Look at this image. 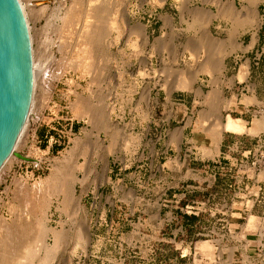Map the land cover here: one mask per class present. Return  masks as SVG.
Instances as JSON below:
<instances>
[{
	"label": "rangeland",
	"instance_id": "1",
	"mask_svg": "<svg viewBox=\"0 0 264 264\" xmlns=\"http://www.w3.org/2000/svg\"><path fill=\"white\" fill-rule=\"evenodd\" d=\"M20 1L37 83L16 150L32 160L15 155L0 171V264H24V245L32 248L44 225L65 234L49 264H264V130H223L221 156L212 159L228 114L243 115L248 126L264 118V0L259 26L242 28L246 45L226 60L218 113L216 76L201 66L207 57L224 61L206 52L231 21L217 16L210 29L192 16L212 17L219 7L189 9L187 0H178L182 11L172 0H74V7L73 0ZM236 1L239 9L246 5ZM98 23L103 43L92 54L83 31ZM202 28L198 44L187 46ZM224 42L212 43L220 50ZM184 80L188 88L180 86ZM61 180L72 197L67 211ZM77 235H88L89 245L72 252ZM38 253L30 264H41L45 249Z\"/></svg>",
	"mask_w": 264,
	"mask_h": 264
},
{
	"label": "water",
	"instance_id": "2",
	"mask_svg": "<svg viewBox=\"0 0 264 264\" xmlns=\"http://www.w3.org/2000/svg\"><path fill=\"white\" fill-rule=\"evenodd\" d=\"M33 48L20 0H0V169L16 151L34 95Z\"/></svg>",
	"mask_w": 264,
	"mask_h": 264
},
{
	"label": "bare ground",
	"instance_id": "3",
	"mask_svg": "<svg viewBox=\"0 0 264 264\" xmlns=\"http://www.w3.org/2000/svg\"><path fill=\"white\" fill-rule=\"evenodd\" d=\"M79 1V0H78ZM82 1V0H81ZM90 1V0H89ZM100 1V0H99ZM161 1H163V0H160V2ZM253 0H251V2H252ZM256 1V0H255ZM261 1V0H260ZM21 2V1H20ZM74 2V0L72 1V3ZM96 2V1H95ZM98 2V1H97ZM110 2V1H109ZM205 2H211V3H213V4H215V5H217V7H219L220 9H218L219 11L218 12H220L219 14L217 13H214L215 15L214 16H212V17H207V15L204 13V15L203 14H200L199 13V11H196L197 12V14L196 13H193V14H195V15H193L192 16V18H193V21L192 22H195V23H197V24H200V25H203V27L205 26V28H206V26L208 25L209 26V24L211 23V21H212V19L213 18H215V17H217V16H223V17H227V18H229V20L231 19V20H233L234 22H235V24H236V26L231 30V32L232 33H230L231 35H238L237 34V32H238V28H237V26L239 27V26H245V25H253V24H260L259 23V19H258V12H257V6L256 5H254V4H256V2H252L253 3V5L252 6H249V7H246V6H244V8H243V10H241V9H239V8H237L236 7V5H235V3L233 2V0L232 1H224V0H205ZM79 3H80V1H79ZM100 3V2H99ZM98 3V4H99ZM93 4V3H92ZM97 4V3H96ZM95 4V5H96ZM102 4V3H101ZM108 4V3H107ZM22 5V4H21ZM71 5V4H70ZM75 5H76V3H75ZM78 5V4H77ZM83 5V4H82ZM105 5V4H104ZM90 6V5H89ZM99 6V5H98ZM103 6V5H102ZM23 7V6H22ZM72 7V6H71ZM73 7H74V3H73ZM78 7H79V5H78ZM108 7V6H107ZM110 7V6H109ZM24 8V7H23ZM72 9V8H71ZM24 10V9H23ZM73 10V9H72ZM71 10V11H72ZM82 10V9H81ZM88 10V9H87ZM88 11H90V10H88ZM104 11V10H103ZM105 11H106V9H105ZM104 11V12H105ZM108 11V10H107ZM212 11V10H211ZM96 14L97 13H99L97 10H95L94 11ZM24 13H25V10H24ZM70 14H73V13H71V12H69ZM76 13V12H75ZM78 13H80V12H78ZM90 13V12H89ZM208 13V12H207ZM55 14V13H54ZM96 14H94L95 16H97V17H99L98 16V14L96 15ZM101 14H102V12H101ZM100 14V15H101ZM106 14V13H105ZM66 15H67V13H66ZM76 15V14H75ZM79 15V14H78ZM206 15V16H205ZM61 17V16H60ZM63 17V16H62ZM66 17H68L69 18V15H67ZM71 17V16H70ZM94 17V16H93ZM76 18V17H75ZM87 18V17H86ZM100 18V17H99ZM101 18H103L102 16H101ZM100 18V19H101ZM104 18H105V16H104ZM63 19V18H62ZM67 19V18H66ZM70 19V18H69ZM90 19V18H89ZM110 19V18H109ZM64 21H66L65 20V18L63 19ZM91 20V19H90ZM94 21H95V19H93ZM70 21H72V20H70ZM76 21V20H75ZM105 21V20H104ZM103 21V22H104ZM110 21V20H109ZM67 22V21H66ZM93 22V21H92ZM91 21H90V23H92ZM99 22V21H98ZM64 23V22H63ZM70 23V22H69ZM87 23H88V21H87ZM170 23V22H169ZM194 23V24H195ZM68 24V23H67ZM82 24V23H81ZM90 25H91V28H90ZM89 25V27H87V28H85L84 29V31H87V32H84L83 31V35H85V34H87L86 35V38H85V36H84V38H85V40L83 41V42H85V46H86V50H90L91 52H92V54H93V51L96 49H98L99 48V44H101V38H102V35H100L101 33L100 32H102V31H100V30H102V29H98V28H101V26H99V23H98V25L97 26H99V27H96V25H92V24H90ZM193 25V24H192ZM219 25V24H218ZM234 25V24H233ZM255 25V26H256ZM87 26V25H86ZM112 26V25H111ZM141 27H142V25H141ZM62 28V27H61ZM143 28V27H142ZM70 29V28H69ZM131 29V28H130ZM202 29H204V28H202ZM143 30V29H142ZM199 30V29H198ZM100 31V32H99ZM141 31V30H140ZM205 31H206V29H205ZM142 32V31H141ZM144 33V32H143ZM207 33V32H206ZM136 34H137V32H136ZM139 34H140V32H139ZM143 35V34H142ZM70 37V36H69ZM73 37V36H72ZM203 37V36H202ZM84 38H82V39H84ZM107 39V38H106ZM233 39V38H232ZM235 39V38H234ZM233 39V40H234ZM87 40V41H86ZM104 40V39H103ZM210 41V40H209ZM109 42V41H108ZM202 42V41H201ZM204 42V41H203ZM213 42V41H212ZM211 42V43H212ZM224 42V41H223ZM254 42V41H253ZM103 43V42H102ZM210 43V42H209ZM215 43V42H214ZM216 43H218V42H216ZM222 43V42H221ZM84 44V43H83ZM105 44V43H104ZM203 44V43H202ZM204 45V44H203ZM215 45V44H214ZM166 46H168L167 44H166ZM216 46H218V45H216ZM105 47V46H104ZM104 47H102V48H104ZM221 47H222V45H221ZM224 47V46H223ZM222 47V50L224 49ZM231 47V46H230ZM101 48V49H102ZM204 48V47H203ZM234 47H232V50H234L233 49ZM100 49V50H101ZM231 49V48H230ZM104 50V49H103ZM219 50V49H218ZM225 50V49H224ZM89 51V52H90ZM99 51V50H98ZM102 51V50H101ZM200 51V50H199ZM220 51H221V49H220ZM89 52H88V54H89ZM90 52V53H91ZM105 51H103V53H104ZM196 52V51H195ZM224 52V51H223ZM232 52V51H231ZM83 53V52H82ZM222 52H220V54H221ZM229 53V52H228ZM98 54V53H97ZM90 55V54H89ZM217 55H219V53H217ZM225 55H226V53L224 54V55H220V56H216V55H214V57L216 56L218 59H219V57H220V59H225ZM88 56V55H87ZM200 56H202V55H200ZM196 57V56H195ZM215 57V58H216ZM199 58V57H198ZM210 58L211 57H207V59L205 58V61H204V63H203V65L201 66L202 67V69H203V71H209L210 72V74L211 75H213V74H217L218 73V75H219V73H221L222 74V71H223V68H224V61L222 60V61H219L218 59H216V60H218L219 61V63L216 65L214 62H212V61H210ZM89 59V58H88ZM93 59V58H92ZM100 59V58H99ZM202 59V58H201ZM87 60V59H86ZM33 63H34V76H35V82H34V90H35V86H36V81H37V66H36V63H35V60H34V57H33ZM95 61V60H94ZM89 62V61H88ZM217 62V61H216ZM91 64V63H90ZM92 65V64H91ZM90 65V66H91ZM89 66V67H90ZM95 67V66H94ZM83 68H85V67H83ZM97 70V69H96ZM171 70V69H170ZM208 72V73H209ZM213 73V74H212ZM182 74V73H181ZM220 74V75H221ZM218 75H216V76H218ZM214 77V76H213ZM221 79V77L219 76V79L217 78V77H215V87H214V89H213V93L215 94V99H214V102H213V104H214V106H216V107H218L219 106V108H217V110L216 109H213V110H215V111H217L216 113H218L219 112V110H220V102L219 101H215V100H219V96H220V94H221V82L219 83V80ZM95 80V79H94ZM189 80V81H188ZM188 80H186V81H188V82H191L190 81V79H188ZM186 81L184 80V82L180 85L181 87H183L182 85L184 84V85H186ZM187 82V84H189ZM180 83V82H179ZM178 83V84H179ZM177 84V85H178ZM98 85V84H97ZM176 85V86H177ZM178 87V86H177ZM185 87V86H184ZM183 87V88H184ZM187 87V86H186ZM185 87V88H186ZM189 87V86H188ZM187 87V88H188ZM33 97H34V95H33ZM33 100H34V98H33ZM83 102V101H82ZM88 102V101H87ZM94 103V102H93ZM32 105H33V101H32ZM32 105H31V109H30V113H29V116H28V119H27V122H26V124H25V126H24V129H23V131H22V134H21V136H20V138H19V140L21 139V137H22V135H23V133H24V131H25V129L27 128V125H28V121L30 120V118H31V110H32ZM106 105V104H105ZM75 106V105H74ZM83 106V105H82ZM90 106V105H89ZM89 109V108H88ZM87 110V109H86ZM96 111V110H95ZM82 114V113H81ZM101 116V115H100ZM93 118H95V117H93ZM223 125H222V127H220L219 128V130L220 131H216L217 132V134L215 135V137H214V139H215V141L217 142V150L216 151H218L219 152V147H220V143H221V139H222V131L223 130H225V129H229V130H236V131H244L245 129H246V126H245V123H244V121H242L241 119H236V118H234V117H232L231 115L230 116H228L227 117V119H226V122H224V123H222ZM107 128V127H106ZM250 130V129H249ZM255 129L253 128V129H251L250 131L251 132H253ZM214 134V133H213ZM19 142L20 141H18V143H17V145H16V149H17V146H18V144H19ZM215 142V143H216ZM216 145V144H215ZM216 147V146H215ZM17 151V150H16ZM206 151V150H205ZM208 152H210L209 150H207ZM206 151V152H207ZM86 154V153H85ZM210 154H211V152H210ZM13 156H15V154H12L10 157H9V159H11ZM28 157V156H27ZM9 159L6 161V163L9 161ZM30 160H32V158H30ZM5 163V164H6ZM4 164V165H5ZM4 165H3V167H4ZM2 167V168H3ZM2 168L0 169V171L2 170ZM65 175V174H64ZM62 177H65V176H63V175H61ZM60 177V176H59ZM56 178V177H55ZM67 178V177H66ZM65 178V179H66ZM57 179H58V177H57ZM57 179H55L56 180V182L58 181ZM61 178H59V180H60ZM62 180H64V179H62ZM61 180V182L59 181V183H62L63 181ZM68 180V179H67ZM67 180H64V181H66V185L67 186H69V184H71L70 182L68 183L67 182ZM76 181V180H75ZM16 182V181H15ZM53 182H55L54 180H53ZM58 183V184H59ZM16 184V183H15ZM53 186H54V183H53ZM62 187H63V189H64V187L66 188V190L64 189H62V187L59 189V190H61L62 189V191H60V194L62 195V201H60V204L62 205V208L65 210V211H67V209L68 208H70L71 207V199H72V197H70V193H69V191H70V189L67 187V186H65V183L63 184L62 183V185H61ZM60 187V186H59ZM53 188V187H52ZM56 188V187H55ZM68 189V190H67ZM54 190H56V189H54ZM54 190H53V193L55 194V192H54ZM50 193V192H49ZM52 193V194H53ZM54 194H53V197H54ZM49 195V194H48ZM59 195V194H58ZM52 197V198H53ZM54 200V199H53ZM53 200H50L51 202H47V203H50L48 206H49V208L51 207V205H52V203H53ZM48 208V207H47ZM48 208V209H49ZM70 217V216H69ZM253 218H255V217H252L251 218V221L253 222ZM65 222V221H64ZM251 222V223H252ZM63 223V222H62ZM45 224V223H44ZM63 230H58L57 228H55V229H53V228H49L47 225H44V227L41 229V231H40V233H39V235H37V237H36V241H35V243H34V246L32 247V248H29L28 246V244L27 245H24V246H27V248H26V255H25V257L24 258H26V260L29 262V263H26L25 261H22V263L23 262H25L24 264H30V261H32L33 259H34V257H36L35 255H37V254H39L38 252H40V249L41 248H43V249H45V256L44 255H42V257L43 258H41V264H49V263H51V261H53V259L55 258V254H56V252H57V249H60L59 247H61V244L65 241L64 239H65V234H64V232H62ZM3 233V232H2ZM16 233V232H15ZM17 234V233H16ZM16 234H15V236H16ZM23 234V233H22ZM18 236H19V234H18ZM53 237V243H49V238L50 237ZM1 237V236H0ZM14 237V236H13ZM26 237V236H25ZM7 238V237H6ZM18 238V237H17ZM23 238V237H22ZM16 239V238H15ZM20 239V238H19ZM12 240V239H11ZM7 241V240H6ZM17 241V240H16ZM26 241V240H25ZM20 242V241H19ZM18 242V244H21L22 242H20L19 243ZM1 243V242H0ZM14 243V242H13ZM25 243V242H24ZM16 244V243H15ZM14 244V245H15ZM26 244V243H25ZM30 244V243H29ZM10 245V244H9ZM17 245V244H16ZM88 245H89V237H88V235H86V236H81V235H77V238H76V241H75V248L73 247V251L72 252H75V251H77V248L78 247H83L84 249H87V247H88ZM10 246H12V245H10ZM9 246V247H10ZM7 247V246H6ZM8 247V248H9ZM18 247V246H17ZM22 248H24V247H22ZM5 249V248H4ZM13 249H14V247H13ZM20 248H18L17 250H19ZM6 250V249H5ZM11 251V250H10ZM5 252V251H4ZM8 252H9V250H8ZM12 253H13V251H11ZM22 252V251H21ZM1 253V252H0ZM5 254V253H4ZM8 254V253H7ZM7 254H5V258H6V255ZM17 255L19 254V251H17V253H16ZM16 254H14V257L15 258H13V257H9V255H7L8 257H9V259L8 260H10V259H12V260H10V261H13V259H15L14 261H17L18 262V260L19 259H21V257H19V259L17 260V258H18V256L16 255ZM17 256V258H16V256ZM20 255V254H19ZM1 256V255H0ZM13 256V255H12ZM24 256V255H23ZM22 256V257H23ZM40 256V255H39ZM4 258V257H3ZM2 258V259H3ZM39 259V258H38ZM4 260V259H3ZM3 260H2V262H3ZM22 260V259H21ZM20 260V261H21ZM24 260V259H23ZM39 261V260H38ZM6 262H7V260H6ZM6 262L4 263L3 262V264H6ZM9 262V261H8ZM10 263V262H9ZM19 263H21V262H19ZM40 263V262H39ZM2 264V263H1ZM17 264V263H16ZM32 264H34V263H32Z\"/></svg>",
	"mask_w": 264,
	"mask_h": 264
},
{
	"label": "crops",
	"instance_id": "4",
	"mask_svg": "<svg viewBox=\"0 0 264 264\" xmlns=\"http://www.w3.org/2000/svg\"><path fill=\"white\" fill-rule=\"evenodd\" d=\"M169 0H166L165 1V3L164 4H166L167 2H168ZM224 1H227V0H224ZM229 1V0H228ZM230 1H232V0H230ZM233 2L235 3V2H237L236 0H233ZM252 2H256V4H254V5H256L257 6V12H258V19L260 18V15H261V11H260V5H259V2H260V0H253ZM251 2V0H245V6L246 7H249V6H252L253 5V3ZM172 3L180 10V11H182L181 9H184L186 6H185V4H184V7H182V5H183V2H181V1H178V0H172ZM186 3L188 4L187 5V7L190 9V7L191 8H196V7H206V8H211V9H218V7H217V5H215V4H213V3H211V2H205V0H187L186 1ZM235 5H236V3H235ZM215 6V7H214ZM236 7L238 8V6L236 5ZM241 10H243V9H241ZM221 17H223V16H221ZM227 18V17H226ZM214 20H215V18H213V20H212V22H211V24H210V29H211V25H212V23H214ZM230 21H231V28H230V30L228 31V33H227V35H224L223 37H220V39H216L215 37V39L213 40V42H218V41H225L224 42V44H223V48L225 49H221V51L220 50H218V48L216 47V45H214L213 43H209L208 44V46H209V48L207 49V55H211L213 58H215L216 56L218 57V56H220V55H224L225 54V52H228V51H230V50H232V46L230 45V42H231V39L233 38V37H235V36H233V35H230V33H232L231 32V30L236 26V24H235V22L233 21V20H231L230 19ZM259 23H260V20H259ZM234 24V25H233ZM256 24H253V25H245V26H255ZM196 26H200V25H197L196 24ZM245 26H237V28H238V32H237V34L238 35H236V39H235V44H236V46H235V49L232 51V52H230V53H228V54H226L225 55V59H224V68H223V71H222V74L221 73H219V75H218V73L217 74H215V76L216 75H218V76H216L217 78L220 76L221 77V79H222V76H223V74H224V72H225V67H226V60L230 57V56H232L235 52H237V51H239V50H241V48L240 47H242V46H244V45H246L245 44V41L244 40H242L241 38H239L240 36H239V34L241 33V30H242V28L243 27H245ZM259 26V24H257L256 25V27H258ZM201 27V26H200ZM202 31H199V33L194 37V38H192L191 40H190V42L187 44V46H192L193 44L194 45H196V44H198V39L201 37L200 35H202L203 34V29H201ZM239 36V37H238ZM258 36L260 37V33L258 34ZM213 39V38H212ZM255 40H258V39H256V38H254L253 39V41H255ZM252 40L250 41V44H248V46H251L252 45V43H254ZM231 46V47H230ZM188 48V47H187ZM231 48V49H230ZM190 50V49H189ZM250 50V49H249ZM224 51V52H223ZM190 52H191V50H190ZM220 52H222L221 54H220ZM217 53H219V55H217ZM214 55H216L215 57H214ZM221 74V75H220ZM240 74V71L237 73V74H235V78H237V79H239V77H238V75ZM209 76H210V79H211V75L209 74ZM240 80V79H239ZM246 110L247 109H245L243 112H242V114L243 113H246ZM228 115H231V114H228ZM227 115V116H228ZM232 116V115H231ZM232 117H234V116H232ZM234 118H236V119H241L242 121H244V123H245V126H246V129H255L254 130V132H250V131H248V130H244V131H236V130H229V129H226V131L225 132H234V133H239V134H242V133H249V134H257V133H259L260 131H262V130H264V118L262 117V118H256V119H254L253 120V122H252V125H250V126H248V121L245 119V117L242 115V116H237V117H234ZM226 120V119H225ZM73 128V127H72ZM57 145V144H56ZM224 146V139L222 140V142L220 143V147H219V154H217L216 153V155L214 156V157H212V159H216V157H220L221 156V153H222V147ZM47 147L49 148V150L52 148V149H54V144L49 140V144L47 145ZM260 151V149L259 148H255V150H254V153L256 154V153H258ZM209 159H211V158H209ZM252 217H255L254 215H252Z\"/></svg>",
	"mask_w": 264,
	"mask_h": 264
},
{
	"label": "built area",
	"instance_id": "5",
	"mask_svg": "<svg viewBox=\"0 0 264 264\" xmlns=\"http://www.w3.org/2000/svg\"><path fill=\"white\" fill-rule=\"evenodd\" d=\"M244 167L246 168L247 167V165H244ZM247 170H248V168H246Z\"/></svg>",
	"mask_w": 264,
	"mask_h": 264
}]
</instances>
